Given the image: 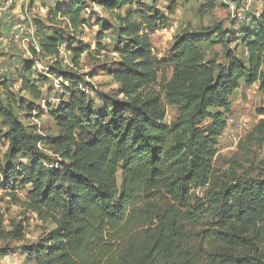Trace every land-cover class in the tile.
<instances>
[{
	"label": "trees",
	"instance_id": "1",
	"mask_svg": "<svg viewBox=\"0 0 264 264\" xmlns=\"http://www.w3.org/2000/svg\"><path fill=\"white\" fill-rule=\"evenodd\" d=\"M206 2L214 6L213 0ZM99 4L119 22L118 49L123 55L114 75L124 98L98 93L103 109L97 111L92 99L69 89L82 78L57 73L68 79L65 89L71 96L53 111L58 132L47 138L28 131L0 105L7 126L4 132L0 129V138L8 145L5 163L0 162V185L14 190L18 178L22 185H31L22 204L52 226L35 247L37 261L264 264V177L241 184L224 178L214 189L198 193L209 181L232 94L241 84H256L264 95V0L260 16L252 19L256 25L244 38L243 55L229 47L232 30L216 25L180 31L166 61L152 53L130 15L119 12L136 0H99ZM138 6L148 24L167 25V18L154 8ZM175 10L172 4L168 12ZM83 11V5L75 2L48 16L59 14L76 29L84 24ZM38 43L50 57L58 56L67 44L76 64L85 50L43 31ZM213 43L223 48L221 63L215 55L204 56V46ZM22 89L36 97L40 94L31 82L23 81ZM165 102L177 109L170 123L164 121ZM256 112L259 121L239 141L229 159L232 168L248 160L254 145L264 142V108ZM38 142L62 161L55 164Z\"/></svg>",
	"mask_w": 264,
	"mask_h": 264
},
{
	"label": "rangeland",
	"instance_id": "2",
	"mask_svg": "<svg viewBox=\"0 0 264 264\" xmlns=\"http://www.w3.org/2000/svg\"><path fill=\"white\" fill-rule=\"evenodd\" d=\"M213 1L214 6L210 7L206 0H136L137 4L126 5L119 12L130 15V21L139 27L138 35L149 43L152 53L162 61H166L172 54L174 37L180 31L212 28L216 25L232 30L233 38L229 47L243 55V41L253 29L250 27L256 25L252 19L260 16L261 0ZM75 2H80L84 7L81 14L84 24L80 27L74 29L59 14L55 18L48 16L55 8L69 7ZM140 4L154 8L158 15H164L167 25L161 27L158 24H148L142 8L138 6ZM172 4L176 5V10L169 14L168 9ZM232 5L240 10V17L235 14ZM42 7L45 9L41 10ZM17 23L22 24L24 36L35 42L39 51L30 44L24 45L12 39L11 30ZM117 26L119 22L101 7L99 0H14L10 9L0 12V105L10 111L28 131L47 138L58 132L53 111L61 101L68 100L71 96V91L65 89L66 85H60L55 80V76L59 75L57 73H72L82 78L81 83L71 85L69 89L79 90L87 99H92V107L97 111L103 109L98 93L123 99L124 94L120 92V85L114 75L123 55V50L118 49L122 38ZM40 31L65 38L72 48L85 47L84 52L79 55L78 63L76 64L74 53L68 49L67 44L62 46L58 56L45 55L38 45ZM203 52L206 59L215 55L217 61H223L221 44H206ZM171 76L172 71L169 69L166 77L169 80ZM23 81L36 85L40 91L39 96L23 90ZM230 100L231 109L225 114L226 127L218 140L209 181L205 189L198 192L199 195H203L206 189H214L224 178H230L233 182L238 180L241 184L245 180L264 177V142L253 146L248 160H241L233 168L229 163V159L237 151L239 141L258 123L260 116L256 110L264 108V95L256 84H241ZM164 107V121L170 123L176 118L177 109L167 102ZM0 129L3 132L7 130L2 112ZM7 146V142L0 138L1 164L5 163ZM37 146L55 164L62 161L58 154H54L43 143L38 142ZM19 160L26 161L23 157H19ZM117 179L120 182L119 173ZM30 187L31 185H22L20 178L16 181L14 190L0 185V264H39L35 247L43 241L46 231L52 226L43 224L22 204L28 199Z\"/></svg>",
	"mask_w": 264,
	"mask_h": 264
},
{
	"label": "built area",
	"instance_id": "3",
	"mask_svg": "<svg viewBox=\"0 0 264 264\" xmlns=\"http://www.w3.org/2000/svg\"><path fill=\"white\" fill-rule=\"evenodd\" d=\"M250 1V0H248ZM14 0H0V12H6L8 9H10L12 7V4H13ZM232 8H235L234 9V12L237 16H241V12L240 10L236 7H234V5H232ZM45 7H42L41 10H44ZM11 37L12 39L17 42V43H23L24 45L27 43V44H30L32 45L37 51H39V48L37 46V44L35 42H32L30 41L27 37L24 36V27L22 26L21 23H17L13 29L11 30ZM55 80L61 85H66L68 86L69 85V81L68 79L64 78L62 75H56L55 76ZM46 166L48 167H52L51 164H47V163H44ZM2 181V175H1V172H0V183ZM36 217L37 215L35 213H33Z\"/></svg>",
	"mask_w": 264,
	"mask_h": 264
},
{
	"label": "crops",
	"instance_id": "4",
	"mask_svg": "<svg viewBox=\"0 0 264 264\" xmlns=\"http://www.w3.org/2000/svg\"><path fill=\"white\" fill-rule=\"evenodd\" d=\"M233 95V94H232Z\"/></svg>",
	"mask_w": 264,
	"mask_h": 264
}]
</instances>
